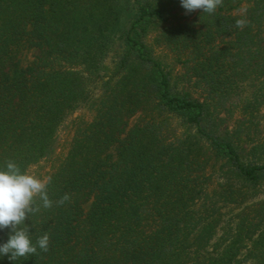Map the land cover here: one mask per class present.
<instances>
[{"label":"trees","instance_id":"16d2710c","mask_svg":"<svg viewBox=\"0 0 264 264\" xmlns=\"http://www.w3.org/2000/svg\"><path fill=\"white\" fill-rule=\"evenodd\" d=\"M119 1L0 0V170L53 159L66 119L92 114L47 176L52 207L37 198L24 222L34 245L49 235L48 251L0 264H237L246 242L264 241L261 202L232 242L207 251L220 210L264 185V160H250L264 159V136H253L264 127V0H223L212 14L124 0L135 14L108 67Z\"/></svg>","mask_w":264,"mask_h":264},{"label":"rangeland","instance_id":"374dc122","mask_svg":"<svg viewBox=\"0 0 264 264\" xmlns=\"http://www.w3.org/2000/svg\"><path fill=\"white\" fill-rule=\"evenodd\" d=\"M118 7L119 11L117 15V22L113 29L109 52L105 58V65H107L108 67H111L122 56L124 49L123 36L135 14V6L131 2L121 0L119 1ZM198 11L199 10L194 11V14H196ZM152 38V36L150 37V39H148L147 37V40L152 41ZM155 53L156 55L160 56V58L166 64L169 65V68H172L174 66V75L181 72V67L175 65V63L172 61V55L167 50L157 48L155 50ZM33 55H35V53L31 52L26 56V58L28 60H31L34 57ZM195 97H197V94H195ZM235 115L232 117L233 119L235 118ZM91 118L92 114L86 108H81L75 113L71 114L66 119L57 134L54 158L49 161H43L40 164L31 167L27 173L34 174L37 178L40 179L47 178L51 171V168L53 167V163L55 165V158L62 156L67 150V146L73 135L74 123L82 120L89 121L91 120ZM233 119H231L229 125H232L231 122ZM175 128L177 130H180L176 123ZM179 132L180 131H178V133ZM253 136L256 139L263 138L264 127L262 125V122L259 123L258 128L257 130H255ZM247 151L248 149H246L245 155H250V151ZM250 158V160H252L253 162H262L264 160L262 157L259 158L258 153L256 154V156L251 155ZM213 180L214 183H217L219 181L222 182V179H218V176L216 175H214ZM261 202H263L264 208V185H262L259 189V192H257V196L249 198L245 204L241 206L233 204L229 207H223L220 210L221 215L219 218V222L216 227L215 234L207 247V251L211 254L220 252L228 243H230V240L232 242L235 236V226L238 220H240L241 214L243 213V215L245 216V212L246 214H250L251 218L255 215L254 209L253 213H251V209L246 210V207L252 206L253 204H259ZM261 227H264V224H261ZM258 236H260V233L255 235V240L258 238ZM251 244L252 242L248 241L246 242L247 247L246 245H244V247L241 249L240 255L237 258V264H261L262 262H264V241L259 242V244L257 245V250H255L256 248L252 249Z\"/></svg>","mask_w":264,"mask_h":264},{"label":"clouds","instance_id":"9594fccd","mask_svg":"<svg viewBox=\"0 0 264 264\" xmlns=\"http://www.w3.org/2000/svg\"><path fill=\"white\" fill-rule=\"evenodd\" d=\"M180 4L186 14L196 10L212 14L222 6L223 0H180ZM247 23L246 19H237L235 26L242 29ZM49 183L51 177L40 179L34 174L22 172L12 160L5 162V170H0V230L10 229V234L7 241L0 244V256L6 255L9 260L16 261L36 254L37 247L43 252L48 251L49 235L45 233L34 245L24 222L30 214L40 211V205L36 204L37 198L43 208L52 207L53 202L47 193ZM69 200V195L65 194L56 203L63 205Z\"/></svg>","mask_w":264,"mask_h":264}]
</instances>
